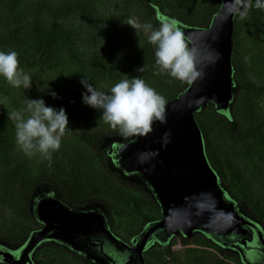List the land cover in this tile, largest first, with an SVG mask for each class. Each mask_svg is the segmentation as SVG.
<instances>
[{"label":"water","instance_id":"1","mask_svg":"<svg viewBox=\"0 0 264 264\" xmlns=\"http://www.w3.org/2000/svg\"><path fill=\"white\" fill-rule=\"evenodd\" d=\"M232 0L220 4L205 26L180 23L196 79L166 100L165 122H155L144 136L108 140L109 162L136 177L152 193L159 216L126 241L111 229L99 204L78 207L60 197L55 187L32 199V215L41 227L16 246L0 243V262L36 264L34 250L56 242L92 264H114L105 244L126 254L125 264H146L144 250L153 242L167 244L180 234L203 232L238 254L243 264H264V226L235 200L210 164L195 113L207 104L227 112L235 93L232 66L234 16Z\"/></svg>","mask_w":264,"mask_h":264},{"label":"rangeland","instance_id":"2","mask_svg":"<svg viewBox=\"0 0 264 264\" xmlns=\"http://www.w3.org/2000/svg\"><path fill=\"white\" fill-rule=\"evenodd\" d=\"M91 2L92 13L88 20L83 21L79 14L73 18L74 23L81 28L78 44L87 46L91 53L97 51L102 59L109 61L111 67L107 72H99L93 66L90 67V72L81 74L78 71V90L86 92L81 83L83 78L104 91H108L119 80L127 78L122 72L120 59L129 48L142 52L144 46H148L151 53L145 58L151 68L157 69L155 46L148 42V33L142 29L135 31L127 24L129 21L150 22L154 28L159 27L154 23L155 17L148 10L144 0H91ZM177 3L181 7L185 6L197 23L203 26L208 24L210 12L218 8L220 0H177ZM252 3L254 5L255 1ZM232 64L237 67L238 80L250 79L262 85V89L244 94L248 100L240 103V107L236 110L231 108V119H227L225 113L216 110L212 104H207L198 110L195 117L204 132L207 145L220 163V169L226 168L227 161L236 168L237 175L230 173L231 177L223 180L225 186L232 189L233 195L237 192L238 199L241 196L249 197L253 208L259 209L262 212L260 214H264V157L261 148L255 145L256 141L252 135H248L250 133L247 132L245 124L249 114L259 113L264 116V9L250 8L247 17L243 20L235 14ZM162 75L164 85L162 87L151 85V87L167 100L169 96L182 89L185 81L173 79L167 74ZM235 87H237L236 83ZM30 89L27 98H43L48 105L49 100L41 86L31 85ZM80 108L84 115L88 112V121L93 123L91 126L94 129L102 131L111 129L101 118L100 110L83 102ZM82 117L79 122H83ZM74 131V127L69 125L62 138L60 149L52 153V157L68 156L74 162L86 165L87 189H95L103 197L101 203L84 206L99 204L108 214L113 231L120 238L129 241L141 228L144 218L155 217L156 212L141 191L120 186L114 177L112 164L101 163L92 147L80 141ZM19 160L50 175H54L57 171L55 163L44 159L39 153L29 158L20 151ZM61 164L65 166L66 162L62 160ZM136 182L141 184L139 180ZM47 186L42 185L38 192H49L50 188ZM17 190L18 182L12 171L0 167V231L12 230L19 236L24 234L28 236V233L40 227V223L34 217L26 218L15 207L13 197ZM109 205L113 208L111 216ZM26 236L16 245L21 244ZM186 239L182 241L177 237L172 240L170 253L152 243L144 250L146 264H243L236 253V256L221 254L218 246L210 244L201 237L192 235ZM32 256L36 264H92L85 257L68 248L58 247L52 242L39 245ZM0 264L6 263L0 262Z\"/></svg>","mask_w":264,"mask_h":264},{"label":"trees","instance_id":"3","mask_svg":"<svg viewBox=\"0 0 264 264\" xmlns=\"http://www.w3.org/2000/svg\"><path fill=\"white\" fill-rule=\"evenodd\" d=\"M144 3L154 15V23L157 25H159L157 15L164 14L177 19L180 23L200 26L185 6L178 5L177 0H144ZM91 8V0H0V50L6 52L15 50L19 53L20 67L31 75L32 85L41 86L44 89L43 92L49 100L48 105L55 107L57 110L61 107L66 110L69 125L74 127L76 137L91 146L97 159L108 165L107 142L111 138L122 136L112 129L102 131L91 126L93 123L88 121V112L84 115L83 110L80 108L85 92L79 91L77 85L78 71L81 74L87 71L90 72V67L93 66L99 72H107L111 67L109 61L102 59L97 51L91 53L87 46L78 44L81 28L74 23L73 18L79 14L82 16L83 21L88 20L92 13ZM215 11L216 9L210 12L209 20ZM149 53L151 51L148 46H144L142 52L129 48L127 53L120 59L122 72L129 79L138 76L150 86L162 87L164 85L163 75L156 74L158 69L151 68L145 58L147 54L148 57L150 56ZM143 65L145 70L143 72L137 71ZM232 66L233 80H235L234 83L237 87L231 108L236 110L248 100L244 94L257 92L262 89V85L250 79L238 80L237 67L235 64H232ZM187 83L185 81L182 89ZM30 91V88L28 92V89H24L23 86L14 88L8 84L4 77L0 76V100L7 97L6 108L0 105V167L12 171L18 182V190L13 197L15 207L26 218H33L32 199L42 185H52L61 198L73 205L84 206L99 203L102 201L103 196L97 190L87 189L86 187L85 177L88 174L86 165L74 162L68 156H53L52 162L55 163L57 171L54 175H50L19 160L21 150L16 143V129L14 123L8 118V112L24 109ZM52 92L56 93L55 97L51 95ZM176 93L169 96L167 100L173 98ZM231 108L230 116L227 112H224L227 119H231ZM80 117H82L83 122L78 121ZM245 124L247 132L250 133L248 135H252L256 141L255 145L261 148L264 157V116L259 113L249 114ZM201 132L206 156L222 182H224V179L228 180L231 177L230 173L237 175L236 168L230 161H227L226 168L220 169V163L217 162L214 153L207 145L202 129ZM62 160L66 162L65 166L61 164ZM114 172V177L120 186L141 191L146 195L151 207L156 212L155 217L144 218L140 231L145 224L159 216L158 205L150 190L141 182V184H137L136 177L124 175L115 167ZM226 188L230 195L239 201L264 226V214H260L262 212L259 209L253 208L249 197L241 196L238 199L236 198L238 196L237 192L234 193V196L232 189L227 186ZM108 209L109 214L113 213L112 206L109 205ZM26 235L19 236L12 230L0 231V243L15 246ZM193 235L218 246L221 254L236 256L235 252L221 247L203 232H196ZM177 237L182 241L187 240L186 237L178 234L167 244L161 245L156 241L153 243L170 253L172 240ZM57 245L61 248L64 247Z\"/></svg>","mask_w":264,"mask_h":264},{"label":"clouds","instance_id":"4","mask_svg":"<svg viewBox=\"0 0 264 264\" xmlns=\"http://www.w3.org/2000/svg\"><path fill=\"white\" fill-rule=\"evenodd\" d=\"M264 9V0H232L230 15L238 14L241 20L248 15L249 9ZM159 27L152 23L129 21L135 31L148 33V42L155 46L156 74H167L173 79L190 82L201 73L195 68L189 53L188 37L180 27V22L164 14H158ZM145 66L137 71L143 72ZM0 76L14 88L28 89L32 77L20 67L19 53L15 50H0ZM171 82V81H170ZM86 92L83 103L101 111V118L124 138L144 136L150 133L153 124L163 123L166 119V99L144 79L136 76L123 78L108 91L101 90L87 81L81 80ZM53 97L56 96L52 92ZM7 97L0 100L6 108ZM8 118L16 129V143L25 156L31 158L39 153L51 162L52 153L61 147L62 138L69 129L66 110L46 105L43 98L27 99L22 110L8 112ZM114 264H125L126 254H122L110 244L104 249Z\"/></svg>","mask_w":264,"mask_h":264},{"label":"flooded vegetation","instance_id":"5","mask_svg":"<svg viewBox=\"0 0 264 264\" xmlns=\"http://www.w3.org/2000/svg\"><path fill=\"white\" fill-rule=\"evenodd\" d=\"M110 146L111 145H107V155H108V152H109V150H110ZM109 160V159H108ZM110 161V160H109ZM112 164V163H111ZM112 166H114L113 164H112ZM47 186V185H46ZM38 191V190H37ZM75 206H77V205H75ZM78 207H80V206H78ZM40 227H41V224H40ZM50 242V241H49ZM45 243H48V242H45ZM53 243H56V242H53ZM56 244H58V243H56ZM60 245V244H59ZM237 254V253H236ZM238 255V254H237Z\"/></svg>","mask_w":264,"mask_h":264}]
</instances>
